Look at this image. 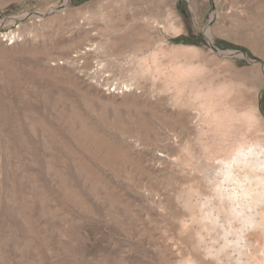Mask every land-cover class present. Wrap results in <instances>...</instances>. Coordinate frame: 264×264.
<instances>
[{"label":"rangeland","instance_id":"1","mask_svg":"<svg viewBox=\"0 0 264 264\" xmlns=\"http://www.w3.org/2000/svg\"><path fill=\"white\" fill-rule=\"evenodd\" d=\"M261 102L264 0H0V264H220Z\"/></svg>","mask_w":264,"mask_h":264},{"label":"bare ground","instance_id":"2","mask_svg":"<svg viewBox=\"0 0 264 264\" xmlns=\"http://www.w3.org/2000/svg\"><path fill=\"white\" fill-rule=\"evenodd\" d=\"M250 115L252 114L250 113ZM252 151L251 143L244 141L237 146L235 152L232 151L234 152L233 159L222 160L227 167V177H230L231 180H236L237 185L243 186V182H250L248 185L244 186L241 193L238 194V199L242 202L246 201V205L244 207L241 206V208L237 210L238 213H244V208L252 209L257 207L256 203L260 200L259 194L255 195L256 192L253 191V184L251 185V183L254 182L256 185L259 184L262 179V177L258 175L259 167H256L254 164H248V157L251 155ZM236 171L239 177L234 175ZM238 171H240V173ZM231 200L230 206H233V198H231ZM257 213L260 214L259 219H255V214L252 218L249 216L243 217L244 225L252 227V232H247L243 236H238V238L232 240H228L227 238L222 239V245H220L217 251L215 250L220 264H224L223 260L220 259L221 252L228 255L227 264H264V210L261 212L258 211L256 214ZM256 229H260V232H254ZM229 247L237 254L236 257L232 255L233 253H230L231 249Z\"/></svg>","mask_w":264,"mask_h":264},{"label":"trees","instance_id":"3","mask_svg":"<svg viewBox=\"0 0 264 264\" xmlns=\"http://www.w3.org/2000/svg\"><path fill=\"white\" fill-rule=\"evenodd\" d=\"M198 39L203 40V36L202 35L198 36ZM173 41H175V42L182 41L185 43H194V41L191 40L189 37H183V36L176 38V39H173ZM261 105L264 107V104L262 102H261Z\"/></svg>","mask_w":264,"mask_h":264},{"label":"water","instance_id":"4","mask_svg":"<svg viewBox=\"0 0 264 264\" xmlns=\"http://www.w3.org/2000/svg\"><path fill=\"white\" fill-rule=\"evenodd\" d=\"M16 19H19V18H16ZM205 35H206L207 39L210 40L209 37H208V35H207V32H206ZM220 53H225V52L220 51ZM228 54H229V55H239V54L245 55V53H243V52H239V51H237V50L232 51V52H228Z\"/></svg>","mask_w":264,"mask_h":264}]
</instances>
